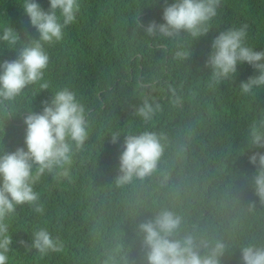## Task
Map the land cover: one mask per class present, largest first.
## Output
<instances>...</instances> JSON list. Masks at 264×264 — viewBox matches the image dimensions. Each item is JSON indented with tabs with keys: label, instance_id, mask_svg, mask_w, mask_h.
<instances>
[{
	"label": "trees",
	"instance_id": "1",
	"mask_svg": "<svg viewBox=\"0 0 264 264\" xmlns=\"http://www.w3.org/2000/svg\"><path fill=\"white\" fill-rule=\"evenodd\" d=\"M39 2L48 8V0ZM164 7L165 0H79L62 39L45 45L48 87L30 84L0 106V147L7 151L24 143V115L39 111L58 89L75 93L88 122L83 145L73 144L69 176L41 174L35 204H18L4 218L11 237L7 264H147L135 229L161 208L182 217V234L223 240L221 264H243L244 245L264 246V203L252 188L255 165L248 159L256 150L248 147L249 128L264 120V86L241 91V80L254 72L246 63L219 83L211 82L205 65L213 37L230 28L245 27L246 43L264 50V0H219L208 32L197 37L150 35L138 26L163 22ZM5 24L19 33L17 47L26 33L39 38L20 0H0ZM177 49L189 55L177 58ZM17 55L0 43V59ZM146 99L156 109L150 119L137 113ZM145 130L164 146L157 168L118 185L125 136ZM115 132L120 136L113 142ZM40 228L58 249L33 246Z\"/></svg>",
	"mask_w": 264,
	"mask_h": 264
},
{
	"label": "clouds",
	"instance_id": "2",
	"mask_svg": "<svg viewBox=\"0 0 264 264\" xmlns=\"http://www.w3.org/2000/svg\"><path fill=\"white\" fill-rule=\"evenodd\" d=\"M219 0H165L163 22L138 21L148 34L174 36L181 31L197 37L208 32V22L216 15ZM28 21L39 34L21 41L17 30L9 25H0V43L6 42L16 48L18 55L12 59H0V106L13 103L23 94L26 86L43 81L44 70L49 61L45 45L62 39L66 25L74 21L79 10V0H48L45 9L39 0H20ZM245 27L230 28L215 35L211 51L205 61L211 69V82L219 83L237 73V65L246 63L254 72L241 80L240 89L248 94L264 86V50H255L245 40ZM189 55L185 49H177L175 56ZM47 88L48 83H40ZM39 111L29 110L23 117L25 124L24 143L13 151L0 147V264H7V251L11 237L4 218L22 203L35 204L38 193L34 184L40 175L59 170L69 176L73 144L83 145L88 136V122L84 106L73 91L64 88L55 91L51 99L41 101ZM155 106L145 100L137 113L150 119ZM120 134L113 133V142ZM248 147H255L248 156L255 172L252 188L259 201L264 203V120L254 122L248 131ZM164 151L161 137L149 130L125 136L120 154L118 185L127 184L134 178L151 175L157 168ZM243 152V151H242ZM38 212L42 206L36 205ZM182 217L169 208H161L153 216L142 220L136 227L142 236L147 264H221L226 250L223 240L197 239L192 233H181ZM33 246L41 252L56 250L59 245L46 228L35 231ZM243 264H264V246L247 244L240 248ZM107 264V262H106Z\"/></svg>",
	"mask_w": 264,
	"mask_h": 264
}]
</instances>
